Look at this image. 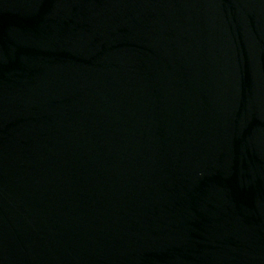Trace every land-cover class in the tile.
<instances>
[{"label": "water", "instance_id": "1", "mask_svg": "<svg viewBox=\"0 0 264 264\" xmlns=\"http://www.w3.org/2000/svg\"><path fill=\"white\" fill-rule=\"evenodd\" d=\"M0 264H264V0H0Z\"/></svg>", "mask_w": 264, "mask_h": 264}]
</instances>
